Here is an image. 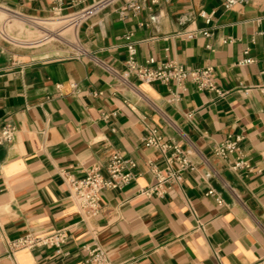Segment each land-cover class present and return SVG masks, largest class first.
Returning a JSON list of instances; mask_svg holds the SVG:
<instances>
[{
    "label": "crops",
    "instance_id": "obj_1",
    "mask_svg": "<svg viewBox=\"0 0 264 264\" xmlns=\"http://www.w3.org/2000/svg\"><path fill=\"white\" fill-rule=\"evenodd\" d=\"M128 1L85 21L73 35L74 51L63 55L39 47L49 42L42 41L49 0H0L3 25L43 28L38 39L23 41L3 27L22 45L0 33V130L7 122L17 129L12 143L0 144V264H77L94 243L109 264H264V0L231 9L224 0H172L137 13ZM129 41L140 64L153 57L155 64L213 66L227 94L198 90L190 80L185 89L133 74L122 82L113 71L126 69ZM247 57L254 62L239 64ZM151 126L193 162L180 182L165 183L162 196L142 193L157 183L148 163L166 165L144 144ZM228 136H242L249 168L233 170L214 152ZM115 150L136 160V178L104 190L100 214L85 218L64 176L81 178L92 166L106 173ZM59 229L67 234L61 251L41 246L7 255L9 239Z\"/></svg>",
    "mask_w": 264,
    "mask_h": 264
},
{
    "label": "built area",
    "instance_id": "obj_2",
    "mask_svg": "<svg viewBox=\"0 0 264 264\" xmlns=\"http://www.w3.org/2000/svg\"><path fill=\"white\" fill-rule=\"evenodd\" d=\"M49 1L51 4V16L63 18L66 23L76 25L79 28L85 21L118 0H96L93 2H89V0ZM170 1L172 0H129L126 3V8L137 13L146 4L152 5ZM249 1L224 0L223 5L226 9H231L236 5L246 4ZM199 31L205 36L212 35L209 30ZM196 32H191L188 36L192 38ZM126 49V69L122 73L113 71L122 82H127L128 77L133 74L145 83L160 82L167 84L174 81L182 89L186 88L185 83L190 80L196 84L198 90L214 92L218 97L225 96L228 92L219 86L214 75V67L211 65L200 68H188L176 61L155 64L156 59L153 57L149 58L145 64H140L136 59L137 49L135 42L129 41L126 44ZM252 62H254V59L247 57L241 60L239 64H251ZM71 85L73 88L77 87L74 82ZM60 86L61 84H58V87ZM175 94L178 96V92H175ZM16 131L14 124L5 123L0 130V144L12 143L15 139ZM241 140L242 136H228L213 146L214 152L222 157L233 170L250 167L240 155ZM143 141L147 147L154 148L163 154L166 165L165 171H162L155 163H148L149 170L157 180V183L147 187L142 193L162 196L166 192L165 183L180 182L183 179V173L193 168L190 152L179 143L167 139L155 126L147 129ZM236 153L237 156L232 158L231 156ZM136 167L137 162L134 158L126 157L115 150L111 153L105 165L106 173H103L99 166H92L81 178L66 174L64 179L69 187L70 197L77 204L82 216L94 218L100 214L102 209V192L106 189H122L130 184L136 178ZM208 193L213 194L214 190H209ZM218 202L222 204L223 200L218 198ZM66 241L67 234L64 229L55 230L49 234L27 233L7 241V255L14 257L19 249H33L41 246H50L61 251ZM85 249L87 252L86 257L77 264H109L108 254L101 244L94 243L86 246Z\"/></svg>",
    "mask_w": 264,
    "mask_h": 264
},
{
    "label": "rangeland",
    "instance_id": "obj_3",
    "mask_svg": "<svg viewBox=\"0 0 264 264\" xmlns=\"http://www.w3.org/2000/svg\"><path fill=\"white\" fill-rule=\"evenodd\" d=\"M52 17H54V16H51L48 18H52ZM10 24H11V22L7 23V25L4 24L5 25L4 26L2 23H0V33L8 41H10L16 45H22V44H17L13 40H11L9 37H7L3 33V27L6 28V30L9 32L10 36L17 37L23 41H27L30 39H38L40 37V35L43 33V32H41L43 30V28H41V27L39 28V29H41V30H39L40 32L38 30L34 31L35 28L32 27L31 24H26L24 26H12ZM47 26L53 31L62 32L64 30V28L62 29L63 24L62 25L50 24ZM64 38L67 39L68 41L69 40L73 41L72 43H75V38L71 33L64 34ZM71 41L65 42V41H61L57 38H53L48 43H45L43 45H39V47L40 46L51 47L53 50H55L59 54L67 55V54H72V52L74 51V47L72 46Z\"/></svg>",
    "mask_w": 264,
    "mask_h": 264
},
{
    "label": "bare ground",
    "instance_id": "obj_4",
    "mask_svg": "<svg viewBox=\"0 0 264 264\" xmlns=\"http://www.w3.org/2000/svg\"><path fill=\"white\" fill-rule=\"evenodd\" d=\"M48 24L49 25L50 24H57V25L63 24L62 29L64 28V30L62 32H59V31H53L50 28H47L45 31V34L42 36V41H50L53 38H57L61 41L70 42L64 38V34L71 33L72 35H74V33L78 30V26L66 23V20L63 18L53 17L51 21H49Z\"/></svg>",
    "mask_w": 264,
    "mask_h": 264
}]
</instances>
